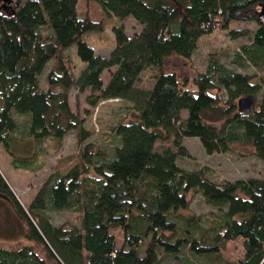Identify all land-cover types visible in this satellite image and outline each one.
Wrapping results in <instances>:
<instances>
[{"label":"trees","instance_id":"1","mask_svg":"<svg viewBox=\"0 0 264 264\" xmlns=\"http://www.w3.org/2000/svg\"><path fill=\"white\" fill-rule=\"evenodd\" d=\"M95 1L108 15L133 16L142 24L131 36L122 24L114 25L115 45L108 56L96 53L83 39L88 31H100L102 21L81 16L78 0H0V144L14 167L39 168L42 152L55 150L69 130H77L80 140L88 137L69 104L72 86L89 88L92 105L118 97L132 110L131 118L113 126L117 142L110 154L85 143L78 161L64 173H51L26 208L0 171L3 233L43 243L59 264H159L164 256L180 257L186 247L202 256L218 254L238 237L244 256L234 264H264V178L216 182L204 167L187 170L176 161L178 154H188L184 136H197L207 153L246 142L264 160V22L258 10L264 0ZM247 20L257 21L250 43L242 46L245 57L262 68L256 79L212 54L205 70L193 76V87L175 72L164 71L153 76L150 87L137 85L144 68L161 70L172 53L189 57L200 36ZM71 45L86 63L77 76L61 54ZM50 60L41 87L39 73ZM104 69L109 72L106 83ZM248 93L256 101L250 110H240L236 100ZM16 114L27 117L23 137ZM170 137L177 151L154 149L156 140ZM19 144L27 152L19 154ZM191 189L219 211L209 235L200 229L194 233L197 223L192 218L178 221L177 212L188 207ZM63 209L76 212L78 223L55 224L44 214ZM113 227L122 230L120 247ZM0 264L48 262L23 244L0 246Z\"/></svg>","mask_w":264,"mask_h":264},{"label":"rangeland","instance_id":"2","mask_svg":"<svg viewBox=\"0 0 264 264\" xmlns=\"http://www.w3.org/2000/svg\"><path fill=\"white\" fill-rule=\"evenodd\" d=\"M260 7L261 5L258 10H260ZM77 10L81 16L87 15L92 19L102 21L100 31H88L83 34V39L93 47L96 53L104 56H108L115 45L114 25L122 24L128 36L139 32L142 28V24L133 16L119 19L106 14L95 0H78ZM256 26V20L239 21L230 27V29L238 31L236 36L230 34V29H217L212 33L204 34L200 36L196 48L189 57L172 53L165 57L161 70L156 66L144 68L140 73L137 85L144 88L150 87L153 76L159 71H164L175 72L181 82H186L188 87H193V76L205 70L208 57L212 54L227 67L250 73L256 79L261 74L262 68L253 65L245 57L242 49L243 45L250 43L252 32ZM42 31L47 33L49 30L47 27H42ZM61 54L74 76H77L83 66L86 65L76 54L75 45L61 50ZM51 62L52 60L47 62L39 73L41 87L46 84L45 75ZM111 69H114V67H111ZM101 76L104 83H106L109 78L108 70L104 69ZM211 92L215 93V90H211ZM90 93L89 88L79 91L77 87L72 86L68 96L72 111L82 119L83 127L89 131L88 137L80 140L77 130H69L55 150L48 149L42 152L38 161L39 168L28 170L13 167L10 163L9 154L0 144V171L25 208L31 203L37 190L51 173H64L78 161L79 152L85 143L91 142L94 148L102 149L110 154L117 142V138L112 131L113 126L119 121L131 118L132 110L128 107L129 103L123 98H102L95 105H92L87 100ZM240 97L236 100L237 105ZM181 114L185 117L187 111L182 110ZM16 119L19 123L18 135L23 137L26 133L27 117L26 115L16 114ZM221 123L222 120L215 121L217 126ZM182 145L186 148L188 154H178L177 163L187 170L204 167L207 177L216 182L248 177L264 178V160L255 154L254 148L249 143L234 141L230 144L228 151L207 153L197 136H184ZM166 148L173 151L178 150L172 142V137L168 140H156L155 150L161 152ZM17 152L23 154L27 151L22 144H19ZM187 198L189 205L185 209L178 210V221L192 218L197 223V230L195 227L194 233H197L200 229L205 235H209V232H212L218 224V209L209 205L200 192L195 189H191L187 193ZM44 214L55 224L78 223L77 213L74 211L66 209L46 210ZM5 215V209L2 205L0 206V246L11 248L29 244L48 264H59L49 254L43 243L27 239L22 235L7 236L4 234L2 229L6 227ZM111 232L114 233L116 244L120 247L123 244L122 230L120 227H113ZM243 256L242 239L238 237L228 240L218 254L202 256L189 252L186 247L180 257L164 256L159 264H234Z\"/></svg>","mask_w":264,"mask_h":264},{"label":"water","instance_id":"3","mask_svg":"<svg viewBox=\"0 0 264 264\" xmlns=\"http://www.w3.org/2000/svg\"><path fill=\"white\" fill-rule=\"evenodd\" d=\"M259 18L264 22V4L261 5L259 10ZM256 101V96L248 93L238 100V107L240 110H250Z\"/></svg>","mask_w":264,"mask_h":264},{"label":"crops","instance_id":"4","mask_svg":"<svg viewBox=\"0 0 264 264\" xmlns=\"http://www.w3.org/2000/svg\"><path fill=\"white\" fill-rule=\"evenodd\" d=\"M11 163V162H10ZM14 167V166H13ZM15 168H17V167H15Z\"/></svg>","mask_w":264,"mask_h":264}]
</instances>
